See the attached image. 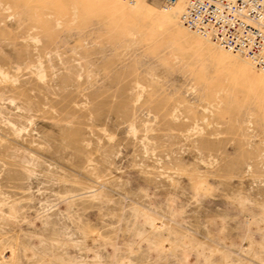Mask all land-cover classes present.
Listing matches in <instances>:
<instances>
[{"label": "rangeland", "instance_id": "obj_1", "mask_svg": "<svg viewBox=\"0 0 264 264\" xmlns=\"http://www.w3.org/2000/svg\"><path fill=\"white\" fill-rule=\"evenodd\" d=\"M123 6L0 0V264H264V73Z\"/></svg>", "mask_w": 264, "mask_h": 264}, {"label": "built area", "instance_id": "obj_2", "mask_svg": "<svg viewBox=\"0 0 264 264\" xmlns=\"http://www.w3.org/2000/svg\"><path fill=\"white\" fill-rule=\"evenodd\" d=\"M181 20L264 71V0H187Z\"/></svg>", "mask_w": 264, "mask_h": 264}, {"label": "bare ground", "instance_id": "obj_3", "mask_svg": "<svg viewBox=\"0 0 264 264\" xmlns=\"http://www.w3.org/2000/svg\"><path fill=\"white\" fill-rule=\"evenodd\" d=\"M186 1L187 0H176L173 4H170V5H165L163 7V11L161 12V15H160V20L161 22L163 23H169V22H172V23H176L178 25H182L184 28H186L187 30L193 32V33H196L197 35H199L200 37L210 41L211 43H213L216 47L224 50V51H227L228 53H232V54H236V55H239L241 57L244 58V61L251 65L252 67H255L253 65V63L247 59L245 56L243 55H240V54H237V53H233L231 51H228L222 47H220L214 40H212L208 35H202L190 28H188L181 20V15L185 9V5H186ZM140 2V0H104V3L106 4H112L113 5V8L118 10V11H122L121 12V15L124 17L126 15V8H124L123 5H126L127 7L130 8L131 11H135L138 7V3ZM38 67V66H37ZM41 67V66H39ZM42 68V67H41ZM40 68V69H41ZM256 68V67H255ZM39 69V68H38ZM37 69V70H38ZM258 69V68H256ZM260 70V69H258ZM43 71V70H42ZM262 71V73H264L263 70H260ZM0 72L4 74L3 70L0 69ZM6 73V72H5ZM38 73V72H37ZM2 74V76H3ZM5 75V74H4ZM38 75L40 76V71L38 73ZM42 76V75H41ZM44 78V77H42ZM145 137V136H144ZM142 141V140H141ZM145 141V140H144ZM143 143H146V142H143ZM264 209V208H263ZM264 211V210H263ZM264 217V215H263ZM264 229V228H263ZM185 238V237H184Z\"/></svg>", "mask_w": 264, "mask_h": 264}]
</instances>
